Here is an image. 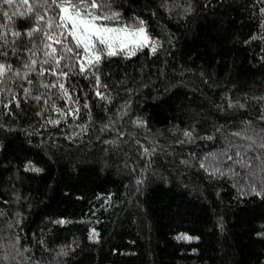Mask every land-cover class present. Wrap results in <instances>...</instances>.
<instances>
[{
  "label": "trees",
  "instance_id": "trees-1",
  "mask_svg": "<svg viewBox=\"0 0 264 264\" xmlns=\"http://www.w3.org/2000/svg\"><path fill=\"white\" fill-rule=\"evenodd\" d=\"M208 2L204 7L203 0H191L193 10L181 16L162 6L163 0H116L120 18L108 22L140 17L156 51L143 48L131 57L102 58L98 71L109 86L110 102L96 97L94 76L77 75L73 83L79 86L81 108L75 120L48 123L60 114L51 103L33 99L46 90L36 85L25 100L27 81H9L21 102L7 108L0 103V124L11 129L0 135L5 145L0 148V253L16 233L30 257L13 264H264V236L256 235L264 232V198L239 197L242 176L209 179L198 166L204 153L223 147L221 133L264 116V13L259 11L264 2ZM0 23H5L2 13ZM13 24L23 31L31 20L13 16ZM12 43L18 50L30 46L26 33ZM7 60L23 63L11 53ZM28 79L35 84L38 77L30 73ZM0 98L11 99V93ZM51 99L65 107L62 99ZM229 99L245 107L220 111ZM135 118L146 123L136 125ZM109 121L116 123L100 132ZM75 125H87L89 131L69 140ZM116 128L132 135L119 137ZM186 128L193 139L183 137ZM206 134L215 138L209 141ZM112 139L158 144L147 158L134 145L103 143ZM181 156L191 164H181ZM27 160L43 171L25 169ZM141 169L144 183L138 192ZM61 217L67 223H51ZM90 228L98 230V240L88 239ZM181 232L199 239H175ZM60 246L68 255L57 256Z\"/></svg>",
  "mask_w": 264,
  "mask_h": 264
},
{
  "label": "snow or ice",
  "instance_id": "snow-or-ice-1",
  "mask_svg": "<svg viewBox=\"0 0 264 264\" xmlns=\"http://www.w3.org/2000/svg\"><path fill=\"white\" fill-rule=\"evenodd\" d=\"M203 3L204 7H209L208 0H203ZM162 6L176 9L177 14L181 16L193 10L191 0H187L185 4H181L180 0H163ZM22 8L26 11H22ZM259 11L264 13V7H260ZM0 13L5 21V23H0V49H3L0 51V94L11 93V99L0 98V103L4 104L5 108L13 102L17 107L20 105L21 101L17 99L16 91L9 81L17 78L27 81V86H23L25 100L32 96L33 87L39 85L42 90H46V94L38 92L33 99L37 101L43 99L45 106L51 103L52 110L60 114L55 119L49 117L48 123L51 124H59L61 120H67L69 117L73 120L79 117L81 103L80 97L76 95L79 86L73 83L77 75L83 78L94 76L96 97L102 101H111L112 97L106 95V92L110 91L109 86L102 84L98 71V66L104 56L131 57L143 48H148L151 52L156 51V45L149 34L147 24L140 17L133 15L129 22L123 24L108 22L120 18L116 0H0ZM13 16L31 20L30 27L23 31L16 30ZM25 33L29 38L30 46L18 50L12 42ZM244 43L247 44L248 41ZM9 53L21 58L23 63L20 66L11 64L7 60ZM22 53L27 55L23 56ZM260 60H264V56H261ZM30 73H35L38 77L35 84L33 80L28 79ZM101 88L105 91H101ZM127 91L132 92L133 89H127ZM53 96L62 99L65 107H57L55 100L51 99ZM83 104L87 107L86 98ZM128 104H131V100L124 105L122 111L127 110ZM234 107L243 108L245 105L229 99L227 109L221 106L219 110L226 112ZM117 115H120V112ZM115 123V121H109L102 125L99 131L105 132ZM134 123L143 125L146 121L135 118ZM42 126L46 127V125ZM222 127H216L214 133L220 132ZM75 129L68 134L67 139L72 140L78 137L81 130L89 131L87 125H75ZM10 130L8 125L0 124V135ZM116 132L119 137L132 135L119 128H116ZM183 137L193 139V131L188 128L184 129ZM206 138L212 141L215 135L206 134ZM220 138L223 141V147L204 153L198 158V166L208 174L209 179L218 176H242L244 182L237 185L238 196L254 195L264 198V116L260 117L259 122L241 121L239 127L233 126L228 135L221 133ZM96 139L101 138L97 136ZM103 143H111L113 146H119L121 143L134 145L137 154L147 158H150L151 154L156 151L158 144L154 141L151 147H147L143 140L133 141L131 139L123 141L112 139L105 140ZM175 143L181 144L182 141L177 140ZM41 146H44V141H41ZM3 147L5 145L0 144V148ZM19 147L24 146L21 144ZM190 156L193 159L197 158L196 153H191ZM180 163L190 165L191 161L181 156ZM237 167L242 169V172H237L235 170ZM24 168L35 172L43 171L32 160H27ZM144 171L145 169H141L140 175L136 176L138 192L144 183ZM234 183H236L235 180ZM15 223L19 225L18 220ZM51 223L64 224L67 221L61 217ZM8 227L11 228L13 225L10 224ZM256 235L264 236V232H257ZM174 238L177 240L199 239L198 236L183 232L176 233ZM88 239H99L96 228H90ZM39 243L44 245L42 237ZM4 247L5 251L0 253V264H13L18 257L30 260V257L25 255L28 251L27 246H21L20 235L13 233L8 236ZM45 251L48 250L45 248ZM66 255H68L67 248L60 246L57 256ZM35 264H42V262L37 260ZM54 264H59V262L56 261Z\"/></svg>",
  "mask_w": 264,
  "mask_h": 264
}]
</instances>
